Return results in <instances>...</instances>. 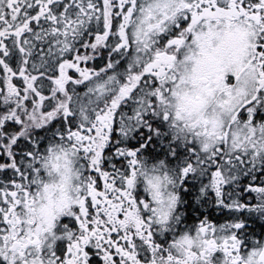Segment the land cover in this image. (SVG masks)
I'll return each instance as SVG.
<instances>
[{
  "label": "snow or ice",
  "instance_id": "6c2138e0",
  "mask_svg": "<svg viewBox=\"0 0 264 264\" xmlns=\"http://www.w3.org/2000/svg\"><path fill=\"white\" fill-rule=\"evenodd\" d=\"M0 264H264V0H0Z\"/></svg>",
  "mask_w": 264,
  "mask_h": 264
}]
</instances>
